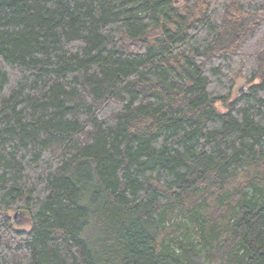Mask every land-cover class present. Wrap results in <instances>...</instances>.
<instances>
[{
  "label": "trees",
  "instance_id": "obj_1",
  "mask_svg": "<svg viewBox=\"0 0 264 264\" xmlns=\"http://www.w3.org/2000/svg\"><path fill=\"white\" fill-rule=\"evenodd\" d=\"M0 264H264V0H0Z\"/></svg>",
  "mask_w": 264,
  "mask_h": 264
},
{
  "label": "rangeland",
  "instance_id": "obj_2",
  "mask_svg": "<svg viewBox=\"0 0 264 264\" xmlns=\"http://www.w3.org/2000/svg\"><path fill=\"white\" fill-rule=\"evenodd\" d=\"M240 83V84H239ZM245 85V79L239 78L236 81L233 93H232V99L237 98L240 96L241 92L243 91V86ZM216 108L218 111L223 112L224 108L221 104H217ZM30 227L29 222H23L20 226H17L16 229L20 231H28ZM194 236V235H193Z\"/></svg>",
  "mask_w": 264,
  "mask_h": 264
},
{
  "label": "water",
  "instance_id": "obj_3",
  "mask_svg": "<svg viewBox=\"0 0 264 264\" xmlns=\"http://www.w3.org/2000/svg\"><path fill=\"white\" fill-rule=\"evenodd\" d=\"M243 91H244V88H243ZM23 222H29V224L31 223L29 215L25 211H16L12 218L13 227L16 229V227L20 226Z\"/></svg>",
  "mask_w": 264,
  "mask_h": 264
},
{
  "label": "bare ground",
  "instance_id": "obj_4",
  "mask_svg": "<svg viewBox=\"0 0 264 264\" xmlns=\"http://www.w3.org/2000/svg\"><path fill=\"white\" fill-rule=\"evenodd\" d=\"M239 84H240V83H239ZM175 202H176V201H175ZM177 214H178V213H177ZM13 215H14V214H12V217H11V219L13 218ZM12 226H13V225H12Z\"/></svg>",
  "mask_w": 264,
  "mask_h": 264
}]
</instances>
